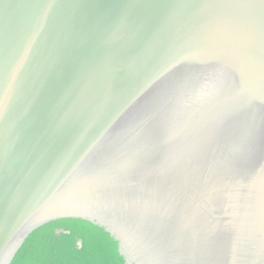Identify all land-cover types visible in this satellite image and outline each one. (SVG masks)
<instances>
[{
  "label": "water",
  "instance_id": "1",
  "mask_svg": "<svg viewBox=\"0 0 264 264\" xmlns=\"http://www.w3.org/2000/svg\"><path fill=\"white\" fill-rule=\"evenodd\" d=\"M66 219L264 264V0H0V264Z\"/></svg>",
  "mask_w": 264,
  "mask_h": 264
},
{
  "label": "trees",
  "instance_id": "2",
  "mask_svg": "<svg viewBox=\"0 0 264 264\" xmlns=\"http://www.w3.org/2000/svg\"><path fill=\"white\" fill-rule=\"evenodd\" d=\"M12 264H127L119 243L104 228L76 219L36 230Z\"/></svg>",
  "mask_w": 264,
  "mask_h": 264
}]
</instances>
